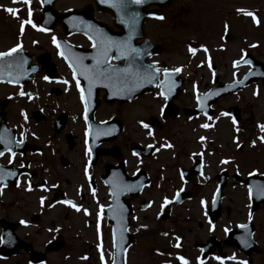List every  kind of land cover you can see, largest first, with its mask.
Instances as JSON below:
<instances>
[{
  "label": "flooded vegetation",
  "instance_id": "obj_1",
  "mask_svg": "<svg viewBox=\"0 0 264 264\" xmlns=\"http://www.w3.org/2000/svg\"><path fill=\"white\" fill-rule=\"evenodd\" d=\"M179 1L175 0L162 12L164 20H168V10L176 7ZM188 1L193 0H185ZM216 1L218 0L213 2ZM224 1L226 9L235 5V0ZM210 2L211 0H194V4H198L202 10L205 5L207 12L212 14L207 7ZM91 3L92 0H87L77 9ZM155 9L156 7L148 8ZM178 11L189 12L186 7L178 8ZM92 14L98 20L99 26L109 30L110 37L136 34L133 30L118 28L112 16L107 13L94 10ZM120 24V27L126 28L125 23ZM167 25H171L170 29H178L174 22L147 19L142 25V37L134 40L139 50L148 48L144 45L140 48L144 40L160 49L158 53H152L144 59L146 67L155 65L161 70L155 74L156 79L151 84L150 91L128 103L117 98L112 101L108 98L103 102L108 90L120 93L128 90L129 86L136 90L132 85L137 84L135 73H143L140 67L143 66V60L138 63L127 55H122L120 59H109L107 65L111 68L127 69L133 74L128 77L129 86L121 84L124 74L116 72L111 74V80L95 82L91 88L88 107L94 106V99L98 103L87 116L80 94L83 83L88 85L89 90V81L83 75H77L73 79V69L69 67V62H72L70 57L59 54L52 40L55 37L89 49L90 53L84 55L87 61L82 64L93 69V58L98 56V52L91 51V41L80 35L66 37L61 26H58L53 31H47L51 33L50 53L39 50L38 45L29 44L34 50L37 49L35 52L20 46L28 52L30 58L28 71L35 72L23 84L0 83V137L9 143L8 149L0 144V151L4 152L0 156V168L15 173L14 176L5 178L2 181L3 186H0V245L5 233L6 247L2 253H7L5 256L0 254V264H34L29 255L30 249L41 254L39 256H44L42 264H48L49 255L67 249L61 236L62 230H57V226L62 225L53 223L59 216L67 221L79 213L89 219L92 205L101 203L102 209L109 206L108 186L120 182L122 172L130 178L135 174L141 175L143 177L140 180L147 181L140 196L132 200L140 212L152 211L161 219L170 222L176 216L178 221L198 220L196 230L202 235L193 238V251L189 248L194 260L205 262L209 258H217L219 252L216 245L220 246L221 252L236 251L234 247L224 243L225 229H235L243 223V219L237 218L236 212L225 203L230 202L226 190L243 192L242 204H247L249 197L242 181L246 176L242 174L239 178L240 165L235 164L236 159L232 158L227 167H223L224 163L218 157L217 147L220 143L217 138L218 135L228 137L235 151L241 150L243 145H239V148L238 143L241 134L247 129V120L244 119L246 111L224 102L238 97V94L213 101L210 117L204 115L202 107L206 106H199L197 102L200 95L220 85L229 84L236 78L222 80L216 54L200 53L202 42H198L202 40L195 39V34L188 25L189 30L185 35L176 31L172 33V40L170 34L166 40L165 30L169 29ZM214 25L219 26L218 23L201 22L199 32L196 33L213 34L214 40H220V34ZM218 28L222 41H231L230 33L220 26ZM96 34L101 36L104 33L97 31ZM180 48L181 53L172 54L174 49ZM189 48H193L195 54L189 53ZM197 48L199 52H196ZM116 54V48L113 47L108 56L113 57ZM176 68L180 69L178 73L174 71ZM164 69H168L169 78L161 88L160 82L165 79ZM79 71L77 68V72ZM77 81L80 91L77 89ZM88 90L83 91L84 95H88ZM161 91L168 93L167 100L160 95ZM145 100L147 104L144 105ZM136 109L138 112L134 113ZM235 113L236 120L232 116ZM130 119L133 128L128 123ZM103 122L108 124L104 133L92 135L90 130V136L85 135L88 130L87 123L93 127L95 123ZM141 123L149 126L151 135L149 129L141 127ZM202 124L209 127L202 128ZM254 124H264V119L256 122L251 118V125ZM201 137L204 139L201 140ZM162 145L165 146L161 147ZM132 146L138 148L135 155L131 150ZM9 152L14 154L11 156V163ZM221 173L225 182L219 181ZM220 182H223L224 188L220 210L215 216L214 212H210L209 205ZM165 199L169 201L166 205ZM62 201L70 202L74 207ZM175 201L178 202L177 205ZM142 206L146 210H142ZM76 207L80 211H76ZM180 208L182 209L177 211ZM263 210L264 205L260 206L252 218L254 236L257 237L259 228H263L258 223V217ZM181 211L185 212L183 216L179 215ZM204 220L206 224L203 223ZM193 232L191 229L186 230L187 234ZM211 238L213 246L216 247L207 251L209 258H201L202 252L198 247ZM52 242L54 246L49 245ZM229 243H233L232 240Z\"/></svg>",
  "mask_w": 264,
  "mask_h": 264
},
{
  "label": "rangeland",
  "instance_id": "obj_2",
  "mask_svg": "<svg viewBox=\"0 0 264 264\" xmlns=\"http://www.w3.org/2000/svg\"><path fill=\"white\" fill-rule=\"evenodd\" d=\"M211 2L207 5L209 10L212 12L209 13L206 10L204 5L203 10L198 4H194L193 1H180L179 4L168 10L167 14L169 16L167 22L177 23L176 30L170 29L171 25H167L166 29V40H168V34L171 35L176 31L182 32L184 35L189 30L187 25L191 28V32L195 34L196 40L199 41L198 44L202 42V47H206L208 53L216 54V63L219 67V73L221 74L222 80H229L233 78V73L235 69L232 66V59H239L242 52L247 49L252 50L253 56H256L257 59L261 60V63L264 64V0H235L234 7L242 10L243 12H251V10H257L258 15V24L254 29L253 25L248 23L249 20L247 17L240 15L236 20L234 17L235 14L232 13L228 17V27L230 24V35L232 36L231 44H223L221 39L214 40L213 34H201L199 32V27L201 22L205 23H219L225 21V14H229L230 8L224 7V0H218L216 2ZM87 0H63L59 1L56 4V9L64 10L69 8L79 7L82 4H85ZM213 2V3H212ZM188 8L189 12L181 13L178 11L179 7ZM231 6V5H229ZM4 8H13L19 9L18 19L14 18L13 15L6 13ZM39 9V0H30L28 5L23 3H13L12 0H0V51H8L13 47H16L17 44L25 48L28 47L32 51L33 47H30L29 44L37 46L39 50L45 51L47 53L51 52L50 47V34H44L42 31H38V27H32L31 25H25L23 33L19 31V35L16 37V29L20 27V21L22 19L27 20L30 18L31 24L35 25L36 19L38 17ZM31 12V17L28 13ZM205 16V18H203ZM256 17V15H255ZM174 18V19H173ZM225 23V22H224ZM219 24V25H220ZM164 27V25H163ZM220 34L219 28L214 25ZM169 32V33H168ZM259 38V39H258ZM74 40V39H73ZM196 40H193L195 43ZM214 40V41H213ZM254 40L260 41L261 43L254 44ZM75 41V40H74ZM36 43V44H34ZM249 47H247V46ZM181 53L182 49H174L172 54ZM198 51V48L196 49ZM238 76L242 75L246 69L238 68ZM226 105H235L240 109L246 111L244 119L246 122V130L241 134L238 145H243V148L239 151H235V147L230 143L229 138L218 135L219 145L217 147L218 157L220 161L226 160L228 163H224L223 167L231 162V159H236L239 168V174L243 175L249 172H254L257 175H260L264 178V143L261 142L260 138H264V135L256 136L259 133H262L260 128L257 125H251V118L254 121H261L264 119V82H254L251 83L247 89H245L238 97L229 98L224 101ZM147 104L146 100L144 105ZM138 109L134 113H137ZM131 128L132 119L128 121ZM256 129V130H255ZM248 134H250L248 136ZM254 137V138H253ZM244 141V142H242ZM248 143V145H247ZM262 147V150H259L256 147ZM169 155V154H168ZM168 160V156L166 157ZM226 193L229 195L230 202L226 201L229 208L236 212L237 218H244V207L246 204L243 203V192L227 189ZM101 209V203L97 205H92L93 218H90L88 222L84 220L82 213L75 217L73 221L67 220L63 221V218L59 216L58 220L53 223L64 226L65 231L63 232V239L65 241L66 250L61 251L56 254L49 255L48 264H100V257H103L101 264H111L113 250L111 242V231L109 227L102 226L100 223L103 222L100 217H97L94 221L95 215H98L97 209ZM182 209V208H181ZM178 209L177 211H180ZM185 212L181 211L179 215L183 216ZM155 213L150 212H140L137 211L131 217L130 231L135 236V243L131 250L129 251L126 259L127 264H179V262L174 261V254L184 258L187 261V264H196L193 260L188 259L185 255L193 256V253L189 250L193 246V238L200 237L202 233H199L196 230L198 220L194 219L190 221H178L177 216L172 223L159 222L153 218ZM135 217V219H133ZM261 218V219H259ZM49 223V222H46ZM226 223V221H223ZM258 223L263 225V228H259V243H260V254L253 255L252 260L253 264H264V210L260 213L258 217ZM102 229V234L99 235V238L102 244H97V235L94 230L96 227ZM183 227V229H181ZM175 228V229H173ZM183 232H180V230ZM187 229L194 231L193 233H186ZM174 230V231H173ZM179 232L182 236L177 235L174 232ZM50 237V235H46ZM179 250L176 249L178 246L175 244L180 241ZM77 250V251H74ZM98 250L100 251L98 253ZM85 255H84V254ZM61 255L63 257L61 258ZM65 256H69L64 260ZM87 257L88 259L84 258ZM238 258V259H237ZM236 260L242 261L246 260L243 257L237 256ZM232 264H237L235 261Z\"/></svg>",
  "mask_w": 264,
  "mask_h": 264
},
{
  "label": "snow or ice",
  "instance_id": "obj_3",
  "mask_svg": "<svg viewBox=\"0 0 264 264\" xmlns=\"http://www.w3.org/2000/svg\"><path fill=\"white\" fill-rule=\"evenodd\" d=\"M12 2L15 3H23L25 5H28L30 3V0H12ZM101 2H105V0H101ZM145 0H117V2L115 4H111L110 6L112 7H118L120 10H126L127 6L129 4L132 5H140L142 3H144ZM6 13H9L11 15H13L14 18H19L18 17V12L19 9H13V8H4L3 9ZM238 13H241L242 10L237 9ZM243 15L245 16H249L252 18L253 23H258L257 18L255 17V15L251 12H242ZM29 17H31V12L29 11L28 13ZM125 15L127 17L126 20H123L122 22L126 24V26H128L131 30L134 31L135 29V24L137 22V16L138 13L135 12H125ZM156 19H162V17H156ZM25 25H31L32 27H35V25L31 24V20L30 18L27 20L22 19L20 21V31L21 33H23ZM38 31H43L44 29H37ZM131 39V33L129 35V37L123 41V42H117V41H111L110 38L107 37H97V41L95 43H93V48H97L98 49V56L94 57V67L93 69H89L87 66L82 64V60L84 59L83 57H79L75 63L73 62H69V67L73 69V79L75 80L77 78V75H83L84 78L86 80L89 81V90H88V95L87 97L84 95L83 91H81L80 94V100L81 103L85 105V112H87V103L88 100L91 97V88L94 86L95 82L98 81H102V80H111L112 79V73L116 72V73H122L124 74V78L121 79V84H123L124 86H129V81H128V77L132 76V73H129L127 69H114L111 68L110 65H107V61L109 59H120V57L122 55H124L126 57V54L131 51L133 54L137 53L136 49H131L130 46L128 45L127 40ZM53 44L56 45V39L55 37H53L52 40ZM57 47H59L57 45ZM115 47L116 48V55L113 57H109L108 53L112 50V48ZM20 49V45L17 44L16 47L10 49L8 52H4V53H0V59H2L3 57H10L13 55V53L18 52ZM189 53L191 54H195V50L193 48H189L188 49ZM206 51V50H205ZM101 65H107L106 67H101ZM143 69V73H141L140 71L135 73L136 76V80H137V87L140 86L141 83L146 82L149 84H152L155 79H156V75L157 73H159L161 70L159 68H157L155 65H150V66H140ZM77 68L80 69L79 72H77ZM175 72H179L180 69L176 68L174 69ZM163 76L165 77V79L163 81L160 82V87L163 88V86L167 83V80L169 78V71L168 69H164L163 70ZM45 79H47V77H45ZM108 86V85H105ZM77 89L78 91H80V85H79V81H77ZM129 90H134L133 88H131L129 86ZM160 95L167 100L168 99V93L166 91H161ZM29 99H31V97H29ZM23 115V113H22ZM223 115V113H222ZM233 123L235 124L236 122L233 121ZM141 127L145 128V129H149V126L147 124L141 123ZM202 128H207L209 127V125L207 124H202L201 125ZM258 127L260 128V130L262 132H264V124L258 125ZM85 135H87V132L85 133ZM149 135H151V129H149ZM201 140L204 139V137L200 138ZM258 139H261V142L264 143V138H260L258 137ZM0 144H4V147L6 149L9 148V143L6 142L3 137H0ZM165 145H162L161 147H164ZM168 147H171V145H167ZM149 147H151V145H149ZM239 147V145H238ZM4 155V152L0 151V156ZM14 155L13 153L9 152V163H11V156ZM133 155H135V153H133ZM221 163H228V161L223 160L221 161ZM85 174L87 175V170H85ZM15 173L11 172V171H5L4 169L0 168V186L2 185V181L9 177V176H14ZM250 175H252L250 173ZM46 190V189H45ZM137 190V186L134 184H123L121 185L120 191H129V192H134ZM259 194L260 195H264V186L259 188ZM118 192H113L111 193V195H118ZM177 196L179 195V193L176 194ZM252 196V187L249 186V197L251 198ZM215 199V196L214 198ZM41 203H43V201H41ZM62 203H66L68 204V206L70 207H74L73 205H71L70 202L67 201H62ZM167 203H169V201L167 199H165L164 201V205H166ZM164 205H161V207H163ZM201 206H204V201H201ZM76 211H80V209L78 207L75 208ZM87 211L85 210V215H87ZM99 216V214H98ZM133 219H135V217H133ZM249 221H251L252 217L251 215H249L248 217ZM21 223H23V221H21ZM238 228H242V229H246L248 226L246 224L244 225H237ZM211 230V229H210ZM228 229H225V232H227ZM99 235V232H98ZM103 259V258H102ZM176 259L179 261V264H187V261L180 257L177 256ZM215 259H220V258H215ZM229 259H232L231 257ZM113 264H116V258L114 256L113 258ZM198 264H203V261L200 260L198 261ZM220 264H223V261L220 262ZM237 264H245L244 261H238Z\"/></svg>",
  "mask_w": 264,
  "mask_h": 264
},
{
  "label": "water",
  "instance_id": "obj_4",
  "mask_svg": "<svg viewBox=\"0 0 264 264\" xmlns=\"http://www.w3.org/2000/svg\"><path fill=\"white\" fill-rule=\"evenodd\" d=\"M56 0H41V18L39 19V23L42 26L44 22H46L47 19L51 18L55 21H62V22H72L74 17H76L78 14H82V17L85 19H78L80 23V27H75L73 31L80 30L81 32L87 34V28L90 21L87 18V14L85 12L83 13H76V12H68L63 16H57V14L52 10V5ZM172 0H145L144 3L140 4L142 7L146 6L148 4H151V2H154L155 4L159 5L161 8L166 6L168 3H170ZM117 0H109V5L115 4ZM130 5V4H129ZM128 5V6H129ZM114 7L111 6V9ZM118 8V7H116ZM145 15H143L144 17ZM124 39V38H123ZM115 40L117 42L119 41V38ZM17 53V52H16ZM13 53L10 57H3L0 59V82H18L21 77H23L20 74H17V62L15 59V54ZM252 77L254 79L262 78L264 80V75H260L257 73L252 74ZM247 82H244L243 84H239L240 87L245 86ZM239 87V88H240ZM119 94V93H118ZM248 183V187H252V196H251V208L250 212L252 213L258 208V201L262 200L261 202H264V195L259 194V188L264 186V181L258 177H248L245 181ZM123 184H134V181L127 180L126 182H123ZM140 189L129 192L132 195H137ZM113 192H118V195H113L112 202L114 205L112 206V235H113V241H114V256L116 258V264H124V254L128 246L132 243V236L128 233L127 229L129 226L128 216L131 214L130 206L122 201V197L125 191H120L119 188H114L112 190ZM109 211L106 212L108 214ZM241 240V238H240Z\"/></svg>",
  "mask_w": 264,
  "mask_h": 264
}]
</instances>
